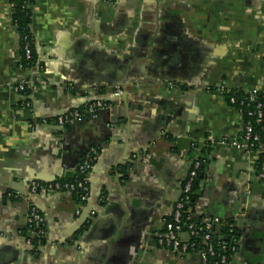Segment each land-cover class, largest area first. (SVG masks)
I'll return each mask as SVG.
<instances>
[{"label":"crops","instance_id":"obj_1","mask_svg":"<svg viewBox=\"0 0 264 264\" xmlns=\"http://www.w3.org/2000/svg\"><path fill=\"white\" fill-rule=\"evenodd\" d=\"M13 12L0 0V264H200L196 252L179 260L157 242L191 144L209 152L189 213L233 226L229 264H264L262 150L247 148L223 95L264 88V0H36L30 69L16 67ZM116 83L110 108L54 124L108 100ZM90 148L102 154L84 207L66 193H30L32 182L72 180ZM31 207L45 220L38 251L28 244Z\"/></svg>","mask_w":264,"mask_h":264},{"label":"built area","instance_id":"obj_2","mask_svg":"<svg viewBox=\"0 0 264 264\" xmlns=\"http://www.w3.org/2000/svg\"><path fill=\"white\" fill-rule=\"evenodd\" d=\"M106 1L111 2L112 0ZM28 54L29 53L27 52V55ZM19 69H22V66H19ZM26 89L27 82L25 80H21L15 87V92L23 98L21 104L22 111L27 110L28 108V103L24 101V92ZM258 91L260 90L253 89L248 92L247 97L239 103L240 106H249L250 103H253ZM120 97L121 90L116 87L110 93V100L89 101L83 106L76 107L71 112L57 118L54 121V124L57 126H64L66 124L79 121L82 115L92 116L99 111L110 108L116 100L120 99ZM229 103L232 105L235 104L234 97L229 98ZM81 107L82 110H80ZM262 108L261 103H256L255 106H253L251 110H247L244 115L249 119H253L256 123H259L262 119ZM244 115L241 114L243 117ZM42 123L44 124L45 122ZM242 130V140L246 143L248 149L254 150L255 146L260 143V140L259 136L253 132L252 122L247 121ZM236 146L238 147V145ZM101 154V150L97 148H90L82 157L75 176L71 181H56L53 183L32 182L27 186V188L30 193L34 195H38L43 192L66 193L76 200L79 206L84 207L90 200L89 180L91 172ZM191 166L192 169L190 168L191 170H189L184 182L181 185V194L178 201L174 205L169 218L170 220H164L163 230L157 237L158 245L160 248L174 254L179 260L184 259L190 252H196L199 256L200 264H229V257L236 249V242L232 241L231 245H227V243L220 239L219 236L216 237L214 234V227L219 226L222 228L228 226L231 232L233 226L229 223L219 222L216 219H196L200 220V222L195 224L194 222H191L193 217L189 213V210H186V208L190 205V197L194 194L192 192V186L197 178V171L200 167V163H193L191 161ZM258 176L259 178L264 179V157L258 171ZM79 213L80 210L76 212V214ZM183 217L185 218L184 223L182 222ZM26 225L29 232L28 244L32 246L33 250H40L46 236L44 217L35 208L31 207L26 215ZM184 233L188 235L189 240L190 238L200 237L203 248L196 250L194 243H191L189 240L184 241L181 238V235ZM227 253L229 254L228 256Z\"/></svg>","mask_w":264,"mask_h":264},{"label":"trees","instance_id":"obj_3","mask_svg":"<svg viewBox=\"0 0 264 264\" xmlns=\"http://www.w3.org/2000/svg\"><path fill=\"white\" fill-rule=\"evenodd\" d=\"M14 5V12L12 15V24L14 27V30L18 34L19 37V51H18V62L16 64V67L22 66V69H30L35 65L36 61V54H35V44L34 39L31 33V17H32V11L33 6L36 0H9ZM27 52L29 53L27 55ZM26 94V91L24 92ZM247 92H224V98L227 102H229V98L234 97L235 104H231L233 107H235L242 115L247 110H251L253 106H255L256 103L262 104V119L259 123H256L253 119L247 118L245 115L243 117V127L247 121L252 122L253 126V132L259 136L260 143L255 146V150H262V153L259 154V160H258V169H260L263 157H264V88L260 91H258L257 95L255 96V101L253 103H250L249 106H240V102L247 97ZM82 110V107L81 109ZM243 136V130L242 135ZM197 146H193V144L190 145V151H189V158L190 160L195 163L199 162L200 167L197 171V178L198 173L202 171V168L205 166V155L209 152V148L205 147L200 152H197ZM192 169V166L190 167ZM190 169V170H191ZM197 178L193 183L192 186V192L194 193L193 196L190 197V205L186 208V210H189V208L192 206L194 201L196 200V190L198 188L197 184ZM73 180V178H72ZM71 181V180H69ZM170 220L169 218L167 221ZM183 223L185 222V218L183 217ZM191 222H194L195 224H198L200 220H196L192 218ZM89 227V224H86L84 226V230H86ZM219 237L223 241L227 243V245H231L232 241L237 242V232L232 227V231L230 232V229L228 226L222 227L219 230ZM217 232V227H214V234ZM217 237V236H216ZM215 237V238H216ZM219 239V240H220ZM191 243L195 244L196 250L202 249L203 244L201 242L200 237L197 238H190L189 240ZM217 243V239H216ZM229 254L227 253V256Z\"/></svg>","mask_w":264,"mask_h":264},{"label":"water","instance_id":"obj_4","mask_svg":"<svg viewBox=\"0 0 264 264\" xmlns=\"http://www.w3.org/2000/svg\"><path fill=\"white\" fill-rule=\"evenodd\" d=\"M113 87L122 88V84H121V83H116V84H113ZM120 99H121V97H120ZM108 100H110V95H109V97H108ZM108 100H106V101H108ZM86 103H87V102H86ZM84 104H85V103H84ZM82 106H83V105H82ZM133 160H137V163H138V164H141L142 161H143V157H138L137 159H133ZM125 162H127V160H126ZM199 178H202V174H199ZM219 230H220V227L217 226V232L215 233L216 236H219V232H220Z\"/></svg>","mask_w":264,"mask_h":264}]
</instances>
